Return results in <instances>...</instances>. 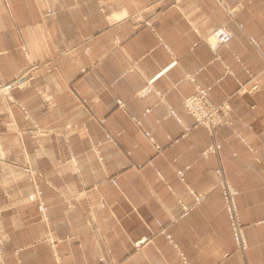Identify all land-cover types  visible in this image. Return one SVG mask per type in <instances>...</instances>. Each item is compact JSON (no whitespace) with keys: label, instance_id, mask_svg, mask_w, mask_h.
<instances>
[{"label":"crops","instance_id":"0c3cea01","mask_svg":"<svg viewBox=\"0 0 264 264\" xmlns=\"http://www.w3.org/2000/svg\"><path fill=\"white\" fill-rule=\"evenodd\" d=\"M238 1L0 0V82L9 83L30 65L20 48L26 46L32 64L57 69H36L30 84L13 88L12 95L40 124L61 130L65 123L78 124L65 139L27 138L21 149L17 133L29 124L15 105L0 103L6 264H101V256L119 264H264V0H251L230 19L225 7ZM221 24L233 37L213 52L203 37ZM199 67L195 82L202 86L225 69L231 72L208 98L214 104L227 98L235 122L214 135L197 125L179 137L182 127L168 107L184 124L193 123L181 103L193 84L182 77ZM246 71L261 73L254 95L237 92L248 81ZM157 73L153 85L165 93L164 102L156 103L154 95L134 97ZM233 130L242 132L246 144ZM212 142L219 150L200 157ZM23 157L41 173L35 183L49 227L26 200L34 186L22 170ZM186 165L180 180L176 170ZM217 167L239 191L244 251L235 248L221 193L212 187ZM189 189L206 194L177 218L181 203L193 201ZM142 235L149 240L134 247Z\"/></svg>","mask_w":264,"mask_h":264},{"label":"built area","instance_id":"2783aa9c","mask_svg":"<svg viewBox=\"0 0 264 264\" xmlns=\"http://www.w3.org/2000/svg\"><path fill=\"white\" fill-rule=\"evenodd\" d=\"M244 7H245L244 2L240 1L233 7L226 9V11L229 17H234L236 11L243 9ZM45 10L49 11V9L47 8ZM232 37H233V32L230 29H228L225 25L221 24V25H217L214 29H212L211 33L204 36L203 40L211 48V50L215 52V48L218 45H227V43ZM250 40L254 42V39L250 38ZM21 49L28 63H30V65L26 69H24L12 81L4 85H0V96H2V98H4L5 102L7 103H14L19 109L23 119L29 124L28 128L25 131H19L17 133V138H18L17 142L21 147V149H23L25 145L24 140L27 138L37 137V136L58 137L60 135V131L57 129V127L40 124L37 121V119L32 115V113L23 104L19 103L16 99H14V97L11 94V90L13 88L23 87L24 85H27L29 81L33 78L32 72H34L38 68L37 64H32L31 59L29 58V52L27 48L25 46H22ZM86 50L87 47H85L84 51L86 52ZM216 58H219L217 54H215L214 56V59ZM202 69L203 67H199L194 72L184 73L182 77V79H187L193 84V91L181 97L182 106L185 112L192 117L193 123L190 125L184 124L181 121V118L176 113V111L171 107H168L167 114L169 116L174 117L182 127V132L179 137L187 136L188 131L191 128L196 127L197 125L203 126L205 129H207L210 135H214V133H216V131L221 126L230 125L233 122V119L230 117L231 106L227 98L217 104L212 103L208 98L209 91L215 85L219 84V82L221 81V79L224 77L225 74H231V72L228 69H225L224 75L213 79V81L210 84L202 86L195 82L196 74L199 73ZM159 74L160 73H157L153 77L147 79L145 84L140 89L135 91L134 97L144 99L148 96L154 95L157 97L156 103L164 102L165 93L159 91L153 85L154 80L159 76ZM249 77H250V81H253V83L248 86L246 84L239 83L237 89L238 93L253 94L259 89L258 81L255 80L254 77L250 74ZM180 80L172 83V87L176 88ZM80 101L83 102V99H81ZM115 101L119 106L121 107L124 106V102L121 99L116 98ZM150 110L151 107L149 106L146 107L143 111V114L148 113ZM131 119L135 124L139 126L141 125L140 120L137 117L131 116ZM100 121L103 120L100 119ZM156 122L159 123L160 120L158 119ZM77 126H78L77 123L68 122L64 125V128L66 130L71 131L77 129ZM144 134L151 142L154 143V139L149 131H144ZM236 135L237 137H239L241 141H243L246 144V140L239 133H236ZM167 139L171 142L178 141V138H172L170 135H167ZM154 146L157 151L160 150L159 145L154 143ZM219 148H220L219 143L212 142L199 151V156L202 158H207L210 154L216 153L219 150ZM20 164L22 166L23 172L28 176V179L33 183L34 186L33 190L27 194L26 200L35 203L40 219L45 224L48 225L47 207L44 201L42 200L41 190L38 188V186L35 183L36 176H41V173L36 168L34 161L27 157H23L22 160L20 161ZM188 168L189 165H186L183 169L176 170L177 176L179 177L180 180H183L184 172ZM213 175L215 177V184L212 187L218 188L221 193L223 200V208L228 218L229 230L232 235L235 248L239 251H244L246 250L248 243L245 236L244 227L241 222L240 212L236 200L239 191L226 179L220 167L213 169ZM110 181L113 184H115L114 179H111ZM81 192H84V190L82 189ZM189 192L193 197V201L190 205H185L181 203L180 205L181 211L178 214L177 218L187 215L189 213V210L192 207H196L206 194L204 192L194 191L192 189H189ZM174 218L175 217H172V220H176ZM46 240H48L52 246L55 245L56 240L52 239L50 236H46ZM148 240H149L148 236L142 235L138 240L133 242V246L137 247L141 243H144ZM4 244H5L4 234L0 233V264H6L4 260V249H3ZM18 250L19 249H14L15 252H17ZM98 261L101 264H119L118 262L115 261H106V259L102 256L98 258Z\"/></svg>","mask_w":264,"mask_h":264},{"label":"rangeland","instance_id":"374dc122","mask_svg":"<svg viewBox=\"0 0 264 264\" xmlns=\"http://www.w3.org/2000/svg\"><path fill=\"white\" fill-rule=\"evenodd\" d=\"M240 1H243L244 2V4H245V7L243 8V9H240V10H238V11H241V10H244V9H246L247 8V4H250L251 3V0H239L238 2H240ZM237 2V3H238ZM237 3H235L234 5H236ZM234 5H232V6H229V7H225V9H228V8H230V7H233ZM238 11H236V13L238 12ZM227 12V11H226ZM48 13V11L47 10H43V12L42 13H40V15L43 17L44 15H46ZM236 13H235V15H236ZM228 15V14H227ZM235 15H234V17H229L230 19H234L235 18ZM224 25V24H223ZM226 26V25H225ZM115 42V41H114ZM116 44V43H115ZM22 46H24V45H20V48L22 47ZM26 47V46H25ZM27 48V47H26ZM27 50H28V48H27ZM84 50H85V48H84ZM21 51H22V49H21ZM70 51V49H68V50H66L64 53H70L69 52ZM28 52H29V50H28ZM85 52V51H84ZM41 68V70L43 71V72H50V71H52V70H55V69H57V66L56 65H53V64H46V65H44V66H41V67H38L37 69H38V71H39V69ZM80 70H84V67H82V68H80ZM247 72V75H248V81L247 82H245V83H243V84H246L247 86L248 85H251L252 83H253V81H250V77H249V74L250 75H252L253 77H254V79L255 80H257L258 81V83H259V89L257 90V91H259L260 90V87H261V77H260V74L261 73H255V74H253V73H250L249 71H246ZM34 73V72H33ZM41 73V72H40ZM30 82V81H29ZM4 84H6V83H1L0 82V85H4ZM27 84V83H26ZM30 83H28L27 85H24L23 87H27L28 85H29ZM23 87H17L18 89H22ZM256 91V92H257ZM256 92H254L253 94H248V93H243V94H248V95H254ZM11 94H12V92H11ZM13 96V95H12ZM14 97V96H13ZM14 99H16L15 97H14ZM19 103H21L18 99H16ZM0 103L3 105V106H6V105H11V104H13V105H15L14 103H7V102H5V99L4 98H2V96H0ZM22 104V103H21ZM16 106V105H15ZM17 107V106H16ZM234 119H233V122L229 125V126H232L233 124H234ZM66 124V123H65ZM64 124V125H65ZM243 125L244 126H247L245 123H243ZM58 129V128H57ZM59 131H60V135L58 136V137H60V138H63V139H65L66 138V136H67V134L70 132V130H66L65 128H64V126H63V128H62V130L61 129H58ZM72 131V130H71ZM234 131V133H235V135H236V133H239L244 139H245V137H244V135L242 134V132L241 131H238V130H233ZM46 137H55V136H46ZM57 137V136H56ZM32 138V137H31ZM47 218H48V216H47ZM45 224V223H44ZM48 224H49V221H48ZM47 227H49L47 224H45ZM46 236H49V235H46ZM51 244V243H50ZM3 249H4V247H3Z\"/></svg>","mask_w":264,"mask_h":264},{"label":"bare ground","instance_id":"6f19581e","mask_svg":"<svg viewBox=\"0 0 264 264\" xmlns=\"http://www.w3.org/2000/svg\"><path fill=\"white\" fill-rule=\"evenodd\" d=\"M218 46H220V45H218ZM216 49V48H215ZM216 54V53H215Z\"/></svg>","mask_w":264,"mask_h":264}]
</instances>
